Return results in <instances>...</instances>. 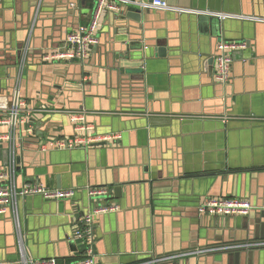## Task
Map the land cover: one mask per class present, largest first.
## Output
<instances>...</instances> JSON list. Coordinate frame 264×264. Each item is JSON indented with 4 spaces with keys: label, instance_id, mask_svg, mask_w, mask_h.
Instances as JSON below:
<instances>
[{
    "label": "crops",
    "instance_id": "obj_1",
    "mask_svg": "<svg viewBox=\"0 0 264 264\" xmlns=\"http://www.w3.org/2000/svg\"><path fill=\"white\" fill-rule=\"evenodd\" d=\"M162 1L179 10L264 18V0ZM96 7L97 0H0V105L23 102L30 115L15 134L18 187L77 191L74 199L20 201L26 256L58 264L81 259L86 247L74 236L93 212L90 189L107 192L96 203L120 208L93 218L96 264L263 242L264 23L145 10L141 23L125 20L124 32L126 22L104 11L88 57L59 58ZM142 40L165 47L168 57L150 59L140 75L132 58L124 60ZM220 41L250 46L232 54L227 85L215 79ZM222 116L235 119L223 123ZM8 133L1 125V169L14 140L4 139ZM67 143L73 147L59 149ZM196 196L201 203L211 196L248 200L253 208L248 216H201L187 207ZM12 218L0 215L3 264L21 261ZM163 264H264V247Z\"/></svg>",
    "mask_w": 264,
    "mask_h": 264
},
{
    "label": "built area",
    "instance_id": "obj_2",
    "mask_svg": "<svg viewBox=\"0 0 264 264\" xmlns=\"http://www.w3.org/2000/svg\"><path fill=\"white\" fill-rule=\"evenodd\" d=\"M137 6L143 11L145 10H162L169 12H180L187 14H206L216 16L221 20L227 18H236L254 22L264 23V18H254L247 16H237L224 13H211L204 11L195 10H179L170 7L165 1L154 0L152 3L140 2V1H129V0H97V7L95 10V15L91 22L87 25H80L75 31L71 32L67 38V50L59 54V58L68 59H79L84 61L88 55L91 46L98 44V37L96 36L97 28L99 25V20L101 14L105 12H120L125 7ZM247 45L243 42L236 41H221L218 45V54L215 58L216 60V74L215 79L218 83L227 85L231 80L233 58L232 54L235 51L245 50ZM23 69H21L22 71ZM26 108L25 103L19 101L13 102L10 105H0V126H6L9 128V133L4 136V139L10 140L8 144L9 150V162L6 168H0V215L11 214L12 219L16 228V234L18 239V246L21 253L20 264H58L56 259H34L26 256V249L23 240V230L20 221L19 214V203L22 199L28 197H41L48 201H60L72 199L76 196L77 191L73 188L71 189H58L50 188L40 183L27 184L20 188L17 184V163L15 157V150L17 149V138L16 128L20 124H26L27 119L30 116L26 113L24 109ZM26 113V114H25ZM75 116L73 117V119ZM84 118V115H82ZM220 119L223 123H228L235 118L230 116H222ZM247 120L258 121V118L249 117ZM65 147L66 149L72 148L73 145L69 143L63 145L60 144L59 149ZM90 195H103L107 196L106 190L90 189ZM252 205L248 200L243 199H228V198H213L208 197L199 206L198 212L201 216H211V217H235V216H248L252 211ZM119 206L116 205H102L99 209H94L93 212L88 214L81 224V227L75 232V240L82 241L85 244V251L82 254L81 259L75 264H96V252H95V234L93 229L94 217L97 214H107L119 211ZM263 248V242L247 243V244H229L212 246L207 248H198L193 251H189L185 254L173 257H162L152 259L146 264H163L165 262L171 261L173 259L188 257V256H201L208 254H216L222 252H230L241 249H253V248ZM0 264H3L0 262Z\"/></svg>",
    "mask_w": 264,
    "mask_h": 264
},
{
    "label": "water",
    "instance_id": "obj_3",
    "mask_svg": "<svg viewBox=\"0 0 264 264\" xmlns=\"http://www.w3.org/2000/svg\"><path fill=\"white\" fill-rule=\"evenodd\" d=\"M129 1H140V2H146V3H152L154 0H129ZM145 11H143L140 7L137 6H128L125 7L122 11L117 12V13H113V17L115 18V20H121V21H135L138 23L142 22L143 19V14ZM202 20V19H200ZM218 20V19H217ZM125 21V22H126ZM248 21V20H247ZM203 22V21H201ZM213 19L211 20V23H213ZM218 22V21H216ZM122 27L125 29L124 32L129 31L128 28L130 27L129 24L126 22L125 24H121ZM129 26V27H128ZM221 42V41H220ZM219 42V44H220ZM218 44V45H219ZM218 48V46H217ZM247 48H250L249 44H247ZM138 52L131 54L130 50L131 47L129 46V53L125 54V56L127 57V60L124 61H130V58H132L135 62L134 65H136L139 74L142 75L145 73V70L148 67V63L150 61V59H153L155 57L157 58H167L168 57V53H167V49L165 47H150L149 44L147 45L145 40H142V46L139 47ZM214 55V54H213ZM217 55V54H216ZM216 55H214V57L216 58ZM56 74L58 75L59 72L56 71ZM4 76H0V78H3ZM62 87L65 85V87L67 88L65 82H58ZM43 146V144L40 145V147ZM3 146H0V148H2ZM48 150H52V145L48 146ZM17 149L15 150V157H16V163L18 162V155H17ZM3 156V161H4V165L7 166L8 162H9V150L8 148L3 151L2 153ZM18 171V168H17ZM115 192L119 195L121 194V188H116ZM88 195V202L87 205L89 207V210H94V209H99L100 207H102L101 202L96 203L95 200H99V199H104L107 196H103V195H90L89 192H86ZM211 197H216V198H226V197H221V196H211ZM75 198V197H74ZM72 198V199H74ZM203 196H196L195 198H193V203L190 202L188 203L187 207L191 208L192 210L195 211V214L198 212L199 206L201 205V200H202ZM174 201V200H173ZM186 205V204H185ZM185 205H182L183 207H185Z\"/></svg>",
    "mask_w": 264,
    "mask_h": 264
},
{
    "label": "rangeland",
    "instance_id": "obj_4",
    "mask_svg": "<svg viewBox=\"0 0 264 264\" xmlns=\"http://www.w3.org/2000/svg\"><path fill=\"white\" fill-rule=\"evenodd\" d=\"M145 261V260H144ZM147 262H149V261H145V262H143L142 264H146Z\"/></svg>",
    "mask_w": 264,
    "mask_h": 264
}]
</instances>
